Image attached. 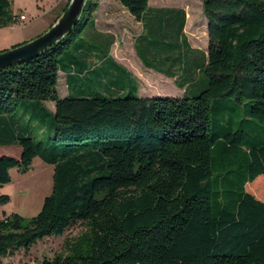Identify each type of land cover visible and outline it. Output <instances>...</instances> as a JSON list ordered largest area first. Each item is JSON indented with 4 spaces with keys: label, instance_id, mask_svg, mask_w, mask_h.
Wrapping results in <instances>:
<instances>
[{
    "label": "trees",
    "instance_id": "1",
    "mask_svg": "<svg viewBox=\"0 0 264 264\" xmlns=\"http://www.w3.org/2000/svg\"><path fill=\"white\" fill-rule=\"evenodd\" d=\"M116 1L143 26V64L175 77L185 12ZM202 2L208 56L181 97L139 95L110 56L114 37L97 31L99 0L56 46L0 69V145L22 148L0 157V188L37 157L54 166L52 193L29 221L1 214L10 197L0 195V264L79 222L86 231L44 264H264V0ZM10 6L0 0V28L15 21ZM243 106L235 131L213 119Z\"/></svg>",
    "mask_w": 264,
    "mask_h": 264
},
{
    "label": "rangeland",
    "instance_id": "2",
    "mask_svg": "<svg viewBox=\"0 0 264 264\" xmlns=\"http://www.w3.org/2000/svg\"><path fill=\"white\" fill-rule=\"evenodd\" d=\"M60 1L10 0L9 15L13 16L15 21L9 24V26L11 25L10 28H7V26L0 28V53L13 49L15 48L14 46L23 45L25 43L17 44L42 32L41 30L46 28L44 27V21L49 20L52 16L48 12ZM202 4L201 0H151V5L155 7L183 8L188 18L187 35L191 42L198 47H205L208 38ZM21 15H24L26 20H21ZM95 17L98 30L101 32L107 31L115 35L116 43H119L116 46V53L140 79L143 87L146 89L150 87V90L156 91H176L172 81L145 69L132 52L133 36L138 33L140 26L124 7L116 0H99V9L95 13ZM66 86L64 76H61L58 91L62 97L67 94ZM168 96L179 97L176 94H169L164 97ZM53 104V102H46L49 108H52ZM228 117H231L232 120L228 121ZM244 118V106L237 109H217L213 113L214 121L219 119L220 125L225 128L233 127L234 122L237 123ZM236 123L233 127L234 131L238 128ZM245 128H248V126L245 125ZM32 130L35 133H39L41 137H48L47 133L42 134L37 128H32ZM219 132H222L221 128ZM262 137L264 135H261ZM249 138L247 137V139ZM21 153L22 148L18 142L0 145V157L11 156L20 158ZM10 175L11 181L0 188V195H8L10 197V201L1 208V214L5 213L7 216L17 214L24 221H29L42 211L46 197L52 193L54 166L43 162L40 157H37L29 171L22 172L18 168H13L10 170ZM262 178L264 179V176ZM257 184L258 181H255L250 185L256 186ZM85 231L86 226L79 222L69 228L62 236L45 238L29 251L24 249L17 251L14 256L6 258L4 264H44L46 260L52 261L58 255L67 253V241L78 238Z\"/></svg>",
    "mask_w": 264,
    "mask_h": 264
},
{
    "label": "crops",
    "instance_id": "3",
    "mask_svg": "<svg viewBox=\"0 0 264 264\" xmlns=\"http://www.w3.org/2000/svg\"><path fill=\"white\" fill-rule=\"evenodd\" d=\"M67 4H68V0H61L60 2H58L52 8V10L48 12L52 16L50 17L49 20L44 21V24H45L44 27H46V28H43V30H41L42 32H39V33L37 32L38 34H35V36H31V38H29L28 40H24L23 42H21V43H19L17 45H20V44H23V43H27L29 40L31 41V40L37 38L38 36H40L41 35L40 33H45V31H47V29H49L60 18V16L65 11ZM150 6L152 8H157V9H161V8L179 9V10H182V11L185 12V10L183 8H180V7H155V6H152L151 5V0H150ZM202 7H203V4H202ZM185 14H186V12H185ZM132 18L140 26V30L138 31V33H136L133 36L134 37V39H133L134 43H133V46L131 48L132 52L139 59V61L141 62V64L143 65V67L145 69L156 73L157 75L161 76L162 78H165V79H168V80L172 81L174 86H175V90L176 91L175 90H174L175 92H170V91H166L165 92L163 90L156 91V90H150V87H149V89L148 88L146 89L145 87H143L140 79L137 78V76L132 72L131 68L121 58H119L118 54L116 53V46L119 45V43H116L115 35L112 34V33L107 32V31L101 32L100 30H98V28H97L98 26L96 24V28H97V31L99 33L106 34V35H111L115 39L114 43L112 44V46L110 48V56H111V58L117 64L122 66L128 73H130L132 75V77L134 78L135 82L137 83V85L139 87V90H138L139 95L145 96V97H157V96L158 97H164V96L169 95V94H176L179 97L183 96L184 93H185V89L187 88V86L189 84L186 85L184 88L180 87L179 84L183 82V78L185 76L191 75V76L194 77V80L195 81L198 80V82L201 80V78H200L201 75H200V70L199 69L202 66V61H204L205 57L208 56V44H209L208 43V38H207V43H206L205 47H198V46L194 45L191 42V40L189 39V37L187 35L188 18H187V15H186V24H185V27H184V35L186 36L187 41H185L184 39L182 40V38H181L182 43H179V44H181V50H180L181 58L177 61V63L174 66V69H173V71L176 74H175V77H168V76H166V75H164V74H162V73H160V72H158V71H156L154 69L147 68L143 64L142 60L139 58V56L137 54V51H136V42H137V39L141 35H143V26H142V24L140 22L136 21L134 17H132ZM205 20H206L207 34H208V21H207L206 17H205ZM10 26L8 25L7 28H10ZM61 76H64V75H61ZM64 79H65V83H66V77L65 76H64ZM66 88H67V86H66ZM67 94H68V89H67ZM50 110H52V111L55 110V104H53V106H52V108H50Z\"/></svg>",
    "mask_w": 264,
    "mask_h": 264
},
{
    "label": "water",
    "instance_id": "4",
    "mask_svg": "<svg viewBox=\"0 0 264 264\" xmlns=\"http://www.w3.org/2000/svg\"><path fill=\"white\" fill-rule=\"evenodd\" d=\"M87 0H70L60 18L44 34L0 53V69L33 59L56 46L82 20Z\"/></svg>",
    "mask_w": 264,
    "mask_h": 264
},
{
    "label": "built area",
    "instance_id": "5",
    "mask_svg": "<svg viewBox=\"0 0 264 264\" xmlns=\"http://www.w3.org/2000/svg\"><path fill=\"white\" fill-rule=\"evenodd\" d=\"M20 19H21V20H25L26 17H25L24 15H21Z\"/></svg>",
    "mask_w": 264,
    "mask_h": 264
}]
</instances>
